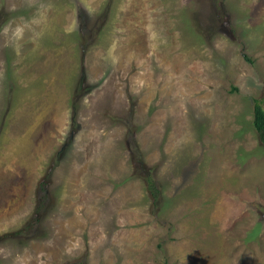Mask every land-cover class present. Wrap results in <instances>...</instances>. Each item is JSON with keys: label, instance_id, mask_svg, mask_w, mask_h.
Returning a JSON list of instances; mask_svg holds the SVG:
<instances>
[{"label": "rangeland", "instance_id": "374dc122", "mask_svg": "<svg viewBox=\"0 0 264 264\" xmlns=\"http://www.w3.org/2000/svg\"><path fill=\"white\" fill-rule=\"evenodd\" d=\"M0 13V264H264V0Z\"/></svg>", "mask_w": 264, "mask_h": 264}, {"label": "trees", "instance_id": "16d2710c", "mask_svg": "<svg viewBox=\"0 0 264 264\" xmlns=\"http://www.w3.org/2000/svg\"><path fill=\"white\" fill-rule=\"evenodd\" d=\"M107 11H105V12H107ZM1 15H2V13H0V30H1V26L6 24V22H8V20H9V16H1ZM74 113H75V111H74ZM252 125H253L255 132L258 135L260 143L264 146V108L262 107L259 100L253 101V122H252ZM134 148H135V152L137 155L138 146L136 145L135 141H134ZM141 158H142V156H140L139 160H141ZM143 180H144V182L147 186L148 192L150 193V196L153 198L154 204H155L157 202V199H158L160 192H159L158 188L156 187L155 182L153 181V177L150 174L144 175ZM44 184H45V182H43L39 188L42 191V193H44V197L46 198L48 193H47V190L45 189L46 185L44 187ZM40 206L37 209V214L40 212V209H41Z\"/></svg>", "mask_w": 264, "mask_h": 264}]
</instances>
